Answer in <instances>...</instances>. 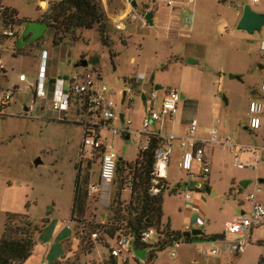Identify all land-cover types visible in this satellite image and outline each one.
I'll list each match as a JSON object with an SVG mask.
<instances>
[{
	"label": "rangeland",
	"instance_id": "374dc122",
	"mask_svg": "<svg viewBox=\"0 0 264 264\" xmlns=\"http://www.w3.org/2000/svg\"><path fill=\"white\" fill-rule=\"evenodd\" d=\"M38 1H0V8L16 12L11 21L4 19L0 10V32L8 27L15 31L12 38L2 40L0 63L6 75L0 71V95L13 86L18 87L11 104L3 109L8 116H0V187H5L2 190L5 201L16 200L22 193L28 194L32 202H36V208L31 209L34 221L46 216L49 211L50 216L67 220L76 178L74 166L79 172L80 183L87 191L90 182L96 180L99 163L92 153L80 151L82 131L79 126L57 123L48 118L31 121L16 117L31 100L30 89L26 84L18 82V76L24 74L29 81L35 80L42 51L47 53L45 69L48 78L80 70L85 63L81 59L87 58L89 67H95L100 72L116 105V114L124 115L131 122L133 130L140 129L141 118L149 105L148 101H142L141 96L148 99L151 90L158 85L163 89H175L180 96L185 97L179 100L178 114L171 124L163 123V134L178 136L181 132L180 116L184 115L187 121L195 119L199 129H207V132L215 129L218 139H228L239 146L256 150L264 148V120L254 134L248 130L249 102L264 104V93L259 90L261 71L258 67L264 61V52L260 51V44L264 41V27L252 35L236 28L239 21L236 19V11L249 5L253 11L264 13V0L256 3L252 0H194L192 4L183 5L179 4L180 0H172L176 4L172 15L165 5L167 0H156V15L152 26H146L140 21L142 12L150 3L135 0L137 6L133 11L138 19L130 20L127 15L124 21L129 16L128 23L131 26L125 31H108L110 26L106 25V11L103 8L106 4L108 13L116 15L125 8L130 10V5H124L125 0H100L101 6L103 5L101 24L109 46L102 43L94 28L79 31L75 42L68 39L69 41L65 40L54 47L51 44L53 33L50 28L42 37L26 46L22 55H15V43L24 25L46 18L52 5L56 3L55 0H41L38 6ZM190 15L192 28L188 32L183 27V19ZM20 20L26 23L20 25ZM120 39L126 40V44L122 45ZM111 54L114 55L112 58ZM138 75H143L144 79L136 80L133 86L129 82L135 80H128L135 79ZM231 76L234 78L231 79ZM253 90L257 92L256 96H251ZM123 92L126 93L124 100ZM159 103L160 100H157V109ZM195 104L197 110L194 109ZM113 127L120 128V123L114 121ZM205 137L213 140L211 134ZM108 142L111 143V140L108 139ZM172 143V154L165 172L167 183L163 193L161 224L169 223L172 229L182 233L186 229V217L183 214V195L186 192L184 184L189 179L178 168L181 152L179 143L176 140ZM113 147L117 157L123 162L113 185L115 195L112 194L114 196L106 208L104 222L100 221L99 214L92 219L93 209L86 207L78 225L79 232L82 231V243L75 264L106 263L108 250L113 246L117 232L126 229L125 220L131 218L128 191H131V186L136 182L138 171L130 170L129 164L125 167L124 163L135 161L138 147L120 134L114 137ZM205 153L211 165L209 179L206 177L197 181L204 191L195 195L204 194L206 199L201 206L202 223L199 229L204 235H222L223 240L212 242L210 247L209 242L197 245L201 242H189L182 238L178 241V247L172 245L158 253L155 264H264V226L252 230L242 253L235 254L225 247L227 242L237 239V236L225 233L224 223L231 220L234 214V217L240 214V204L246 205L247 194V191L238 188L241 190L238 196H229L227 179L234 178L239 187L243 180L256 182L257 172L234 166L235 156H229L224 147L209 144L205 146ZM37 159L40 164L35 165ZM239 160L244 166L251 165L248 157ZM83 163H87L84 168ZM91 174L93 178L90 179ZM259 175L264 176V161L261 162ZM207 185L215 193L213 197L205 189ZM224 193L228 196L224 197ZM52 202L55 210L51 211ZM93 205L96 208V204ZM112 229H115L112 238L104 236V231L107 233ZM91 233L97 234V242L104 244L109 241V244L106 248L99 246L85 256L83 253L90 250L88 244L92 243L89 238ZM153 242L154 238L150 243ZM172 248H177L175 254L171 252ZM208 248L217 249V254L207 253ZM129 264L137 262L131 260Z\"/></svg>",
	"mask_w": 264,
	"mask_h": 264
},
{
	"label": "built area",
	"instance_id": "2783aa9c",
	"mask_svg": "<svg viewBox=\"0 0 264 264\" xmlns=\"http://www.w3.org/2000/svg\"><path fill=\"white\" fill-rule=\"evenodd\" d=\"M63 0H55L60 2ZM192 2L193 0H187ZM254 3L258 0H252ZM166 5L173 7L172 1H167ZM1 14L4 9L0 8ZM132 19L136 16L132 15ZM184 25L187 29L191 28L192 16L184 18ZM15 31L11 27L5 28L0 32V52L2 51V40L10 39ZM260 51L264 52V42L260 44ZM46 58L47 53L42 51L39 68L34 81L27 80L26 76H18L20 83H25L32 93L33 107L28 108L27 118H36L32 114L34 109L51 112L55 119L59 121H71L79 126L82 131V148L89 150L99 161L98 179L95 183H90L87 191V200L96 205H107L110 201V195L116 180L119 159L114 151L112 143L108 142L105 132L109 133L112 140L116 134H127L130 141L138 147V154L133 163H130V170L137 171L143 162L144 154L150 149L153 141H156L157 147L154 149V163L151 172L150 195H158L163 188V178L169 165L171 156V145L173 141H178L182 150L178 168L186 174L189 180L204 179L207 177L210 169V161L205 155L203 145L204 141L197 138V122L195 119L189 121L186 134L181 137L173 135H162L159 131L151 127L155 124H161L163 121H171L178 114V102L180 95L175 89H163L162 96L156 92L151 93L148 99V109L141 118V127L139 130L130 129V122H124L120 129L113 127V122L118 119L115 112V105L110 99L107 86L103 83L99 72L89 66L83 67L81 71L75 72L66 80L61 77L54 79L50 83V78L46 76ZM4 68L0 63V70ZM143 76L138 75L135 79L142 80ZM259 90L264 93V78L260 81ZM12 91L0 95V116L4 114L5 109L12 100ZM157 100H160L159 109H157ZM34 108V109H33ZM249 123L248 129L256 131L259 129L261 120L264 117V105L257 101H251L248 105ZM215 141L216 131L208 132ZM219 145L229 143V140H220ZM249 152L242 148L239 153ZM237 168L243 169L244 166L238 158L235 159ZM127 163L125 167H127ZM259 159L249 168H258ZM191 193L184 194L185 200L191 199ZM249 210L246 213L236 215L231 221L224 224V231L227 234L237 236V239L227 243L226 248L239 254L244 251L254 228L264 226V183L263 188H255L247 195ZM80 225V223H79ZM82 231L80 232L81 235ZM107 235L104 231V236ZM89 238L92 242L96 241L97 234L91 233ZM154 238V242L150 241ZM137 239L139 250L145 249L144 260L137 258L132 251V244L135 245ZM165 240L160 231L154 228H146L139 235H134L130 229H120L117 237L113 240V246L108 250L107 264H129L135 261L137 264H153L152 256L156 254L155 246ZM173 254L174 251L172 252ZM211 255H216L217 250L211 248L208 251Z\"/></svg>",
	"mask_w": 264,
	"mask_h": 264
},
{
	"label": "crops",
	"instance_id": "0c3cea01",
	"mask_svg": "<svg viewBox=\"0 0 264 264\" xmlns=\"http://www.w3.org/2000/svg\"><path fill=\"white\" fill-rule=\"evenodd\" d=\"M159 1H164V0H159ZM167 1H172V0H167ZM218 1L224 2L225 0H218ZM40 2H41V0L38 1V6L40 5ZM120 2H123V0H120ZM148 2L150 3L149 7L146 10H144L142 12L141 16H140V21L143 22V24H145L146 26H150V25L144 21V15L146 13H148V12L152 13V15H153L152 20L155 19V15H156L155 14V9H156L155 8V3H156V0H146V4H149ZM166 2H165V5H166ZM178 2H179L180 5H183L184 3L185 4H189V3L192 4L194 2V0L192 2H188L187 0H180ZM123 4L124 5H127V4L130 5V2H129V0H125V2ZM145 5H143V6H145ZM136 6H137V4H136ZM175 6H176L175 3H174L172 8H170V7H168L166 5V7L169 9V14L170 15H172V13H174V11L176 10ZM103 9L106 11L105 12V15L107 17L106 25L110 26L108 31H110L112 29H114L115 31L128 30V28H130V26H131L128 23L129 22V16H130V20L132 19L131 18L132 15H135L136 16L135 19H138L137 15L133 11L134 8L131 5H130V10L125 8L124 10L120 11L119 14H116V15L108 13V6H106V4H104V8ZM241 14H242V9H241V11H236V19L237 20L240 19ZM127 15H129L128 19L126 21H124V18ZM135 19H132V20H135ZM183 27L189 32V31H191L192 25H191L190 29H187L185 27V25H184V19H183ZM121 38L125 39L124 36H121ZM120 42H121L122 45L126 44V40L123 41V40L120 39ZM262 42H264V41H262ZM16 43H17V41H16ZM16 43H15V45H16ZM51 44H52V38H51ZM28 45H26V46H28ZM26 46H24V47H26ZM52 46H53V44H52ZM16 47H17V45H16ZM81 61L82 62L84 61L85 63L83 64V66H81L80 70L73 71L71 74H68V75L67 74H65V75H56V76H52L51 75L49 77L50 78V83H53L54 79L59 78V77H61V79L66 80L69 76H71L75 72L81 71V69L83 67L89 66V60H87V58L84 57L83 59H81ZM95 62H96V60H95ZM189 63H192V61L189 60ZM258 67H259V70L261 71V76H260V81H261L264 78V70H263L264 69V61H261L259 63ZM92 68L96 69L95 67H92ZM1 72H2V74L6 75L5 69H3ZM99 74H100V72H99ZM141 76H143V75H141ZM64 77H66V79ZM233 78L234 77H232L231 79H233ZM143 79H144V77L142 78V80ZM51 80H53V82H51ZM128 81H130V79ZM129 83H131L133 86H134V84H136V82L134 83V81H130ZM21 84H23V83H21ZM162 90H163V88H161L160 90H155V88H153L151 90L152 91L151 93L156 92L157 95L159 96L160 94H162V92H161ZM8 91H12V94L14 96V94L17 93V91H18V87L17 86H13L12 89L6 90L5 92H8ZM256 95H257V92L255 90H253L251 92V96H256ZM13 96H12V99H13ZM109 96H110V94H109ZM110 99H111V97H110ZM124 99H125V97H124ZM141 99L144 102V100L146 98L144 97V95H142ZM183 99H185V97L183 95H181L180 96V100H183ZM11 102H12V100H11ZM11 102H10V104H11ZM114 105H115V103H114ZM30 107H33V104H32V93H31L30 104L27 105V106L24 105L23 108L21 109V112L19 114H17L16 117L19 118V119H30V118L26 117V113L28 112V108H30ZM115 107H116V105H115ZM194 109L197 110V104L194 105ZM4 114H6L8 116L7 112H4ZM32 114L36 115V118H31L30 119L31 121L42 120V119L48 118L51 121H55L57 123L75 125L71 121H59V120L55 119L54 116L52 115V113L48 112V111L45 112V111H40L39 109H34ZM42 116H44V117H42ZM117 116H118V119L115 120V121H118L120 123V128L123 126L124 122L129 121L122 114L117 115ZM180 117L181 118H180V121H179V128H180L181 132L176 137H181V136L186 134L187 125L189 123V121H187L186 118H184V115H181ZM173 120H171V121H163L161 124H155L151 128L153 130L159 131L162 135L167 136V135L163 134V132L161 130L162 127H163V123L167 122V123L171 124V122ZM263 120H264V117L261 120V122ZM75 126H77V125H75ZM156 126H157V128H156ZM260 126H261V124H260ZM116 128L120 129L119 127H116ZM130 129H131V122H130ZM244 129H246V128H244ZM259 129H260V127H259ZM259 129H257V130H259ZM213 130H215V129H213ZM208 132H207V129H199L198 126H197L196 136H197V138L199 140L205 142V144L203 145L204 152H205V146L206 145L215 144V145L220 146L221 148L224 147L225 149H227L228 150V155L229 156H235V159L236 158L239 159V158L248 157L249 160H250L249 162L251 163V165H253L255 163L257 158L259 159L258 168H253L252 169V168L246 167V168H249L251 170H255L257 172L256 173V178H257L256 182H254L253 180H243V181L240 182V184H243L245 182H248V184L246 185L245 188H242L241 185H239V187L236 186V184H235L236 181H235L234 178L227 179L228 195L229 196H231V195L238 196L241 193V190L247 191V194H246V197H245L246 205L244 206V205L240 204L241 205V210L239 212V213H246L249 210V204H248L247 199H246L247 195H249L255 188H263L264 176L261 177L259 175V172H260L261 162L264 161V148H260V149L256 150V149H252V148H248V147L239 146V145H237L235 143H232L231 141H229V143H227V144L219 145L218 142L220 140H223V139H218L217 138V135H218L217 131H216L215 141L206 139L205 136L209 135ZM249 132L252 133V134L255 133V131L253 132V131H250V130H249ZM104 134L107 136V139H110L109 138L110 137L109 133L105 132ZM120 135L126 141L130 140L127 134H124V135L120 134ZM114 137H113L112 140L110 139L112 145H113ZM224 140H226V139H224ZM179 148H180V146H179ZM242 148L248 149L249 152L239 153V150L242 149ZM80 151L84 152L85 154H87V153L89 154L90 153L89 150H84L82 148V145H81ZM180 151L181 152H180L179 157H178L179 160H180L181 153H182L181 148H180ZM171 154H172V145H171ZM205 155H206V153H205ZM179 160H178V162H179ZM119 161H121V159ZM209 161H210V159H209ZM125 164L126 163H124V165ZM127 164H130V163H127ZM85 165H87V163H85V164L83 163L82 164V168H84ZM210 165H211V162H210ZM246 168H243V169H246ZM74 170L76 171V175L79 176V172H77L78 170H77L76 166H74ZM84 170L81 171V172L83 173ZM98 172H99V163H98L97 174H95L97 176L96 180L94 182H90V183L97 182ZM209 174H210V169H209V173H208L207 177L210 176ZM91 178H93V174L90 175V179ZM208 179H209V177H208ZM163 182H164V184L167 183L166 175H164ZM192 183H196V184L192 185ZM184 186L186 188V192L184 194H186L188 191H190V193L192 195L190 200H185L184 199V195H183V201H184L183 214L186 217V222H185V224H186L185 228L186 229H185V232H188V231L193 230V229L200 230L199 229V225L202 223V209H201V206H202V204H204L206 202V199L203 196L204 194L203 195H195V193H201L202 194L204 190L200 188L199 183L197 182L196 179L188 180V182L185 183ZM250 186H251V189L249 190ZM206 187L208 188V191L210 192V196L213 197L215 195V193L211 191L209 185H207ZM235 187H236V189H235ZM4 188H5L4 185H1V187H0V237L8 235V233H6V226L7 225H9V227H12V228L14 227V228H19V229H26V230L29 231V233L31 235V240H32V243H33V247H32V251H31L30 256L27 258V260L24 262V264H75L74 262H75V259H76V257L78 256V254L80 252V244L82 243V241L80 239V232H79V227H78L79 224L75 223L73 220H71L73 194H72V199H71L70 213L67 216V218H68L67 220H60V219L55 218L54 216H50L49 215L50 211H49L46 216L39 218L37 221H34V219L32 218L31 209L36 208V202H32V200L30 199L29 195L26 194V193H22L21 196L19 198H17L16 200L12 199V200H9V201H5L3 193H2V190H4ZM238 188H240L241 190L238 189ZM73 190H74V187H73ZM129 191H128V193H129V197H130V192L131 191L130 192ZM209 192H207V193H209ZM113 193L115 195L114 189H113V192L110 195V201H111V199L114 196V195H112ZM228 195L224 193V197H227ZM110 201H109V203L107 205H103V206L96 205V208H95L94 205H93V202L87 200V198H86V207H87V209H90V207H92L93 212H94V214L91 215V218L95 219V217L99 214L100 215V221L104 222L106 220V216H107L106 208L109 206ZM51 206H52L51 211L55 210V204L53 202H52ZM246 206H247V209H246ZM86 207H85V211H86ZM101 209H103V210H101ZM234 215L231 217V220L234 218ZM231 220H229V221H231ZM229 221H226V222H229ZM161 225L165 226L163 224H161ZM168 225H169V228H170L171 231L180 233V232L175 231L174 229H172L169 223H168ZM200 232H201V234L195 235V236H190L188 238L183 237L182 233H184V232H182V233H180L181 239L183 238V240H187L189 242H190V240H198V242H201V243H198L197 245H200V244L203 245L206 242H209V243H211L210 247H212V242H215V241L209 240V238L211 236H215V235H204L201 230H200ZM250 237H251V235H250ZM227 243L225 244V247H226ZM107 244H109V241H105L104 244L100 243V242H97V241H94V242H92L91 249L88 252H85L83 254H85V256H86V254L90 255L92 253V251L95 250L99 246L102 247V248L108 247ZM172 245L178 247V242L173 243ZM176 249L177 248H172L171 252L174 251V253H176ZM208 251H207V253H208ZM158 253H160V252H156V254L153 256L154 257L153 264H155V261L157 259ZM107 261H108V259L106 260V263H102V264H107Z\"/></svg>",
	"mask_w": 264,
	"mask_h": 264
},
{
	"label": "trees",
	"instance_id": "16d2710c",
	"mask_svg": "<svg viewBox=\"0 0 264 264\" xmlns=\"http://www.w3.org/2000/svg\"><path fill=\"white\" fill-rule=\"evenodd\" d=\"M102 13L100 0H63L52 5L50 13L46 18L36 20L35 22L52 25V44L54 47L59 46L63 41L68 39L71 42H75L80 30H92L94 28H96L102 43L109 46L104 27L101 24ZM15 16L16 12L10 9H4L2 14L4 19H10L11 21ZM22 23H26V21L20 20L18 22L20 25ZM24 50L25 47L21 49L17 48L15 55H22ZM113 56L111 54V58ZM156 147L157 143L153 141L150 149L144 154L140 168L137 170L136 182L131 186L130 192L129 214L131 218L125 221L127 228L136 236L146 228L156 227L165 240L156 245L155 252H163L166 248L172 246L173 243L178 242L181 239V235L180 233L171 231L168 224L165 226L161 225L163 193L166 184L162 181L164 186L158 195H150L148 192L151 186V172L154 163V149ZM122 165L123 162L119 161L117 173L121 170ZM205 189L208 191L207 187ZM85 207V187L80 183L79 176L76 175L71 220L78 224L81 223L80 219L84 216ZM118 212L120 211L118 210ZM114 231L115 229H112L106 234L112 238ZM6 233H8L7 236L0 237V264H24L30 256L33 247L29 231L12 228L7 225ZM222 239V235H215L209 238L212 241ZM88 245H90V248H88L91 249L92 243ZM135 246H139L137 239L135 240Z\"/></svg>",
	"mask_w": 264,
	"mask_h": 264
},
{
	"label": "water",
	"instance_id": "95a60500",
	"mask_svg": "<svg viewBox=\"0 0 264 264\" xmlns=\"http://www.w3.org/2000/svg\"><path fill=\"white\" fill-rule=\"evenodd\" d=\"M130 5L135 8L136 7V2L135 0H129ZM152 18L153 15L152 13L148 12L144 15V21L148 23L150 26L152 25ZM264 27V13H258L255 12L251 9L249 5H245L242 10L241 17L237 23V30L246 32L250 35L254 34L255 32H260V30ZM52 28V25L49 24H43L39 22H28L27 24L24 25L23 30L20 34V36L17 39V47L23 48L24 46L35 42L38 40L40 37L43 36V34L46 32L47 29ZM25 39V40H24ZM66 79V77H64ZM232 78V76H231ZM53 82V80H51ZM155 90H160L162 87L161 86H155ZM126 93L123 92L122 98L124 99ZM120 160V159H119ZM35 165L40 164L39 159H37L34 162ZM196 184V183H192ZM248 182H245L243 184H240L242 188H245ZM201 234L200 230L193 229L188 232L182 233V236L185 238H188L190 236H195ZM132 251L134 255L139 258L140 260H144L145 257V249L139 250L135 247L134 243L132 244Z\"/></svg>",
	"mask_w": 264,
	"mask_h": 264
}]
</instances>
